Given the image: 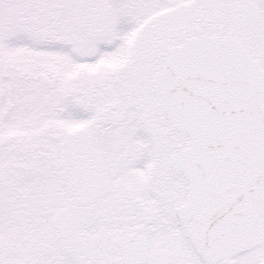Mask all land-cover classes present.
Wrapping results in <instances>:
<instances>
[{"label":"snow or ice","instance_id":"snow-or-ice-1","mask_svg":"<svg viewBox=\"0 0 264 264\" xmlns=\"http://www.w3.org/2000/svg\"><path fill=\"white\" fill-rule=\"evenodd\" d=\"M0 264H264V0H0Z\"/></svg>","mask_w":264,"mask_h":264}]
</instances>
